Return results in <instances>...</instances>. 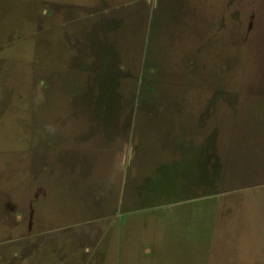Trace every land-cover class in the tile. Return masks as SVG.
<instances>
[{
  "label": "rangeland",
  "instance_id": "374dc122",
  "mask_svg": "<svg viewBox=\"0 0 264 264\" xmlns=\"http://www.w3.org/2000/svg\"><path fill=\"white\" fill-rule=\"evenodd\" d=\"M0 264H264V0H0Z\"/></svg>",
  "mask_w": 264,
  "mask_h": 264
}]
</instances>
